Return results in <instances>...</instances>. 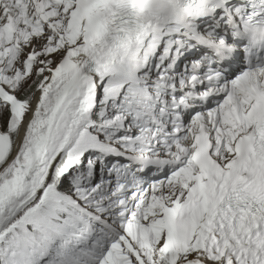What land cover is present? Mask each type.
I'll return each mask as SVG.
<instances>
[{
  "label": "snow or ice",
  "instance_id": "snow-or-ice-1",
  "mask_svg": "<svg viewBox=\"0 0 264 264\" xmlns=\"http://www.w3.org/2000/svg\"><path fill=\"white\" fill-rule=\"evenodd\" d=\"M0 264H264V0H0Z\"/></svg>",
  "mask_w": 264,
  "mask_h": 264
}]
</instances>
